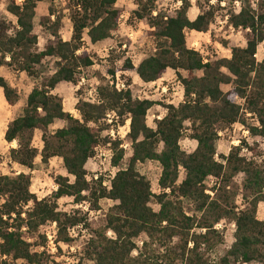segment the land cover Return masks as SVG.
Instances as JSON below:
<instances>
[{
	"label": "trees",
	"instance_id": "obj_1",
	"mask_svg": "<svg viewBox=\"0 0 264 264\" xmlns=\"http://www.w3.org/2000/svg\"><path fill=\"white\" fill-rule=\"evenodd\" d=\"M170 1L179 4L172 15H154L156 0H136L132 18L147 22L153 30V54L136 68L125 58L118 69L108 70L110 80L100 77L94 99L79 100L74 118L53 91L61 83L77 86L81 72L94 66L86 42L94 46L113 41L121 16L118 0H71L69 41L61 37L63 15L49 7L40 26L53 42L42 50L37 48L33 25L42 0H24L21 5L10 0L7 12L16 22L12 27L0 21V68L38 79V69L51 59L55 71L32 88L22 114L5 132L6 143L17 144L9 150L10 163L30 173L0 176V264H49L45 246L40 247L42 251L34 250L28 236L50 224L56 225L57 244L71 243L68 231L80 224L90 230L93 237L77 264H212L221 240L214 226L225 219L233 223V243L217 264H264V222L256 218L258 205L264 202V164L241 155L244 142L226 157L216 153L219 132L236 124L246 128L250 137L264 140V59L257 62L255 58L264 42V0H215L216 6L210 5L212 0H202L207 9L194 20L188 17L190 0ZM222 3L232 7L227 11V24L247 32L246 44L231 48L229 59L205 60L187 47L186 34L208 33ZM234 3L239 4L238 11ZM167 70L175 73L183 101L165 106L163 118L149 128L146 118L154 103L134 99L128 84L118 91L110 81L115 82L116 73L135 71L143 83H154ZM223 87L228 90L224 92ZM0 88L8 106L19 102L17 91L1 77ZM111 113L119 126L129 121L126 141L130 152L121 168L123 141L103 135L110 129L106 117ZM56 121L66 126L49 132ZM187 124L195 142L191 153L179 145ZM35 132L41 133L40 152L32 145ZM102 143L109 145L111 165L117 169L109 186H103L102 178L89 180L86 170ZM37 156L44 166L53 158L61 159L65 172L54 179L56 191L41 200L30 192ZM146 162L160 166L157 195L137 170ZM181 172L184 179L178 184ZM239 177L243 200L242 208L236 209L229 185ZM210 180L215 181L210 189L213 197L205 194ZM64 198L72 199L74 205L86 202L92 211L98 210L101 201H110L104 226L87 222L78 211L59 212L57 202ZM185 205L191 206L190 213ZM39 239L44 245L45 236Z\"/></svg>",
	"mask_w": 264,
	"mask_h": 264
},
{
	"label": "rangeland",
	"instance_id": "obj_2",
	"mask_svg": "<svg viewBox=\"0 0 264 264\" xmlns=\"http://www.w3.org/2000/svg\"><path fill=\"white\" fill-rule=\"evenodd\" d=\"M12 1L21 5L24 0ZM9 2L10 0H0V21H4L13 27L16 20L7 12ZM190 2L192 5L191 11L188 15L190 20L196 18L201 13L202 9H207V5H205L202 0L199 3L202 8L198 6L197 0H190ZM71 4V0H42L38 5L33 25L34 33L38 39L37 48L39 50H42L45 46L53 42L52 37H50V35L40 26L41 17L46 14L48 8L51 6L58 14L63 15V27L61 30L62 40L68 41L70 39L71 23L69 21V8ZM210 5L216 6L215 0H212ZM178 6L179 4H174L170 0H156V11L154 15H156V13L172 15L175 8ZM116 8L120 11L121 16L118 23V31L115 34L113 41L103 42L94 46L86 44L85 50L93 57L94 66L81 72L79 75V82L81 85L73 87L71 85L63 84L58 85L55 90V94L61 97L64 111L71 112L70 114H73V116H77L76 111H74V106L79 100L94 99L95 89L99 85L100 77L110 80V76L107 73L108 70L118 69L125 58L137 63L154 52L155 41L151 36L153 30L149 27L147 22H137L132 18V13L136 10V0H118ZM229 8L232 7H228L227 4L222 3L220 9H217L214 12V19L207 34L195 35L188 32L186 34L187 47L199 52L205 60H208L209 58H229L231 56V48L244 47L246 44L247 32L230 28L227 24V11ZM233 8L238 11L239 4L234 3ZM124 52L125 54L123 55L122 53ZM109 58L113 59V63L109 62ZM263 59L264 42L258 47L256 54L257 62H261ZM54 71L55 61L51 59H47L38 69V79L18 75L6 67H3L0 70L8 81L18 84L21 99H24L27 93L35 85L40 84L43 80L49 78ZM132 76L133 74L123 75L122 73H116L114 80L119 79L122 82H125V84H128V88L134 99L149 100L154 103L147 118V123L151 127H154V123L158 116L162 117L165 114V106H178L183 101V95L180 88L181 85L175 76L172 78L165 77L166 81H164V83H158L155 86H146L141 83H135ZM110 82L112 83V80ZM162 89L165 91H162ZM222 90L225 92L228 88L223 87ZM239 104L242 106V102L239 101ZM23 109L24 107H22V105H18L16 107L17 115H21ZM17 115L16 117H18ZM247 117L249 116L247 115ZM251 123L252 121L248 122V124ZM65 126V123L56 121L49 129V132L52 133ZM123 126H125V124ZM185 128L187 130L180 141V148L184 152L190 153L195 146L190 139L191 132L189 131V124H187ZM103 135L105 136V133ZM40 136V132H35L36 139L33 140L34 145L39 142ZM218 136L219 139L216 143V153L218 156L226 157L232 148L242 146V143L244 142L246 145L242 146V150H245L246 153L241 151V155L246 156L247 158L253 157L259 163L264 164V140L250 137L246 128H242L240 124H236L231 128L220 131ZM103 145L104 144L102 143L98 149L103 151V149H105V146ZM3 146L4 144L2 143V140H0V176L13 177L20 174L22 170L19 167L8 163L6 158V153L8 152H6V149ZM249 148H253L254 150L250 151ZM97 152L96 149L94 158L89 160L87 166V172L89 174L88 179L93 180L94 177L102 178L103 186H108L110 179L113 177L117 169L113 168L111 163L108 166L107 164L100 166ZM50 162L51 163L47 166L37 163L34 168L30 192L35 195L38 200L50 196L54 192L52 190V186L55 185L54 179L57 176L65 175L62 163L58 160H51ZM126 163L127 159H123L120 162V168L124 167ZM137 170L150 182L153 194L157 195L159 193L157 181L161 172L159 166L147 162L139 164ZM23 171L27 172L26 170ZM179 177L181 182L183 179V173H180ZM214 182V180H210L206 183L207 191L205 194L210 197H213L210 189L214 187ZM229 189L234 195L236 209L242 208L243 191L241 178L239 177L232 181V184L229 185ZM57 204L59 212L70 214L74 211H78L82 216L85 215L87 222H93L101 226H104L105 214L112 206L110 201L104 200L99 203L98 210L92 211L90 210L89 204L86 202L80 205H74L73 200L67 198L60 199ZM152 206L157 210V207L153 202ZM185 207L186 211L190 213V210L192 209L191 206L185 205ZM256 218L258 221L264 222V202L258 205ZM214 228L219 233L221 239L215 248L211 259L212 264H217L218 259L229 250L233 243L234 226L229 219H225L215 225ZM42 232L44 231L39 228L37 232L29 235L28 242L33 245L34 250L42 251L40 247L45 246L44 251L46 252L47 257H45V261L48 260L47 262L49 264L52 262L56 264H77L82 257L84 247L87 245L90 238L93 237L90 230L80 224L68 231L72 242L69 244L59 243L56 251L52 254L50 253V249L46 248L47 242H44V245H42L41 240L39 239V237L42 236ZM107 236L111 237L112 234L107 232ZM138 246H140V243ZM135 254L136 253L134 252L133 255Z\"/></svg>",
	"mask_w": 264,
	"mask_h": 264
},
{
	"label": "crops",
	"instance_id": "obj_3",
	"mask_svg": "<svg viewBox=\"0 0 264 264\" xmlns=\"http://www.w3.org/2000/svg\"><path fill=\"white\" fill-rule=\"evenodd\" d=\"M117 6V5H116ZM191 8H192V5H191ZM190 11H191V9H190ZM189 11V12H190ZM188 15H189V13H188ZM35 19V18H34ZM195 19V18H194ZM193 19V20H194ZM189 33H192V34H195V35H203V33H195V32H189ZM207 34V33H206ZM62 37V36H61ZM71 37V36H70ZM64 41V40H63ZM69 41V40H68ZM86 44L88 45V42H86ZM258 50V49H257ZM230 54H231V52H230ZM257 54V53H256ZM231 57V56H230ZM229 57V58H230ZM229 58H225V59H229ZM255 58H256V56H255ZM132 61V64H133V66H134V68H136L137 66H138V64L141 62V60L140 61H138L137 63H135V61H133V60H131ZM257 61V60H256ZM93 67V66H92ZM3 67H1L0 68V70L2 69ZM15 73V72H14ZM16 74H18V73H16ZM123 75H128V74H133V81H135V83H141V84H143V85H151V86H155V85H157L158 83H164V81H166L165 80V77H170V78H172V77H174L175 76V73L173 72V71H171V70H167L166 72H165V74L162 76V78L161 79H159L158 81H156V82H154V83H143L142 81H140V79L138 78V76L136 75V73H135V71H132V72H126V73H122ZM18 75H24V74H18ZM25 76V75H24ZM0 77L1 78H3L5 81H6V83L8 84V86H10L11 88H13V89H15L16 91H17V93H18V95L20 96V88H19V86H18V84H15V83H13V82H10V81H8L5 77H4V74H3V72H0ZM25 77H27V76H25ZM131 77V76H130ZM176 77V76H175ZM27 78H29V77H27ZM63 84H65V85H70V84H66V83H61V84H59V85H63ZM77 85H81L80 84V82H78V84ZM71 86H73V85H71ZM73 87H75V86H73ZM57 88V87H56ZM181 88V91H182V95H183V89H182V87H180ZM32 90V89H31ZM31 90L27 93V95L31 92ZM56 90V89H55ZM55 90L53 91V94L54 95H56V96H58L59 98H61L59 95H57V94H55L56 92H55ZM162 91H165V90H163L162 89ZM27 95L25 96V98L24 99H21V96H20V100H19V102L16 104V105H14V106H8V104L6 103V101H5V99H4V95H3V90L0 88V140H2V143L4 144V148L6 149V152H8V153H6V158H7V160H8V163L10 164V165H13V166H17V165H15V164H11L10 163V161H9V150L10 149H15V148H17V144H16V142H13V143H10V144H8V143H6V141L4 140V136H5V132H6V130H7V126H8V124L13 120V119H15V118H17L16 117V115H17V110H16V107L18 106V105H22V107H25L24 105H25V101H26V97H27ZM182 103V102H181ZM75 107V106H74ZM75 111V110H74ZM67 113H71V112H67ZM149 113V112H148ZM72 116H73V114H71ZM165 115V114H164ZM163 115V116H164ZM18 117L20 116V115H17ZM163 116L162 117H157L156 118V121L157 120H161L162 118H163ZM74 118H77V116H73ZM147 118H148V115H147ZM146 118V119H147ZM147 121V120H146ZM147 123V122H146ZM147 126L149 127V128H155V125H154V127H151V126H149L148 125V123H147ZM243 128V127H242ZM128 132H129V121H126L125 122V126H123L122 127V129H121V136H122V141H123V147H124V151H125V156H124V159H126L127 157H128V155H129V152H130V144L126 141V136H127V134H128ZM248 132V131H247ZM36 133H39V132H36ZM41 138V136L39 137V139ZM36 138H35V135H34V139L33 140H35ZM193 143H194V146H195V142L193 141ZM32 145H33V147L34 148H36L37 150H38V152H40L41 150H42V143H41V139L39 140V142L36 144V145H34V143L32 142ZM179 145H180V143H179ZM194 149H195V147H194ZM193 149V150H194ZM191 153V152H190ZM51 160H58L60 163H62V161H61V159H58V158H53V159H51ZM50 160V161H51ZM49 161V163H51ZM37 163H41L40 162V156H37V158L34 160V165H37ZM147 163V162H146ZM148 163H154V164H157V163H155V162H148ZM88 164H89V161H88V163L86 164V170H87V166H88ZM158 165V164H157ZM159 166V165H158ZM17 167H19V166H17ZM21 170H22V172L21 173H30L28 170H26V169H24V168H22V167H19ZM159 168H160V166H159ZM23 170H26L27 172H24ZM160 171H161V169H160ZM181 173H183V172H181ZM34 174V170L31 172V175H33ZM160 174H161V172H160ZM180 176V175H179ZM160 177V176H159ZM179 179H180V177H179ZM178 179V183L180 184L181 182H180V180ZM183 179H184V175H183ZM182 179V180H183ZM159 180V179H158ZM158 182V181H157ZM158 184V183H157ZM31 188V187H30ZM56 186L55 185H53L52 186V190L55 192L56 191Z\"/></svg>",
	"mask_w": 264,
	"mask_h": 264
},
{
	"label": "built area",
	"instance_id": "obj_4",
	"mask_svg": "<svg viewBox=\"0 0 264 264\" xmlns=\"http://www.w3.org/2000/svg\"><path fill=\"white\" fill-rule=\"evenodd\" d=\"M113 84L118 91L126 89L125 83L119 79H116L114 83H111V85ZM106 124L110 126V129L107 132H105L106 137L110 138L111 140H115L116 138L122 139V136H121L122 127L118 125V120L113 113L107 115ZM122 148L124 149L123 146ZM97 151H98L97 158H99L100 160V166H104L105 164H107L108 166L111 163V159L113 156L112 151L109 149V145H107L105 149H103V151L98 148H97ZM241 151L246 153L245 150H241ZM94 179L96 180L97 177H94ZM40 229L44 231L42 232V235H44L46 238V242H47L46 248H49L51 251L50 253L53 254V252L56 251L58 247V244L56 243V225L50 224V225L41 227Z\"/></svg>",
	"mask_w": 264,
	"mask_h": 264
}]
</instances>
